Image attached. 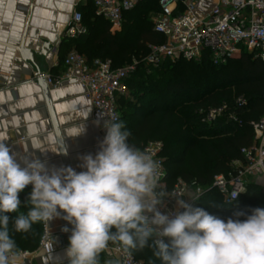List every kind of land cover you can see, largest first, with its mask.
Instances as JSON below:
<instances>
[{"label":"clouds","instance_id":"clouds-1","mask_svg":"<svg viewBox=\"0 0 264 264\" xmlns=\"http://www.w3.org/2000/svg\"><path fill=\"white\" fill-rule=\"evenodd\" d=\"M103 127L100 150L82 158L86 171L80 173L71 168L49 173L38 159L24 158L21 167L0 137V264L20 260L14 233H30L34 224L60 216L58 209L74 225L69 264H123L111 257V247L126 256L150 249L164 264H264V208L252 209L243 220L245 213L236 212L225 221L178 200L182 213L162 214L157 206L175 194L161 187L159 162L129 142L132 133L123 121L105 120ZM83 131L77 126L71 136ZM29 184L27 211H20L19 193Z\"/></svg>","mask_w":264,"mask_h":264},{"label":"trees","instance_id":"trees-1","mask_svg":"<svg viewBox=\"0 0 264 264\" xmlns=\"http://www.w3.org/2000/svg\"><path fill=\"white\" fill-rule=\"evenodd\" d=\"M159 1L142 0L135 9L126 12L122 31L116 35L109 32L111 24L96 15L91 1L87 20L95 18L94 23L90 27L82 14L87 33L76 38L85 45L91 38L99 41L94 44L92 41V47L81 52L87 62L111 58L113 67L121 68L116 61L126 57L129 51L146 54L150 45L164 42L163 36L154 31L152 20L160 11ZM126 85L129 97L118 99L120 121L132 133L129 142L140 150L150 141L163 142L166 190L172 189L179 178L199 186H211L215 176L232 172V162L242 159L241 150L253 144L252 123L264 115V64L247 50L219 65L208 59L165 61L157 67L142 61ZM223 106L228 110L221 117L211 124L204 121L208 111ZM231 114L237 117L236 121ZM205 155L208 165L203 162ZM30 193L29 186L19 193L20 211H27ZM192 207L202 208L225 221L235 219L234 213L242 211L245 216L239 219L243 220L251 215L252 209L264 208V195L260 185L253 182L234 202L225 203L213 189L205 192ZM8 215L15 217V213ZM42 229V223H37L28 234L14 233L19 249L37 248ZM134 255L141 264H164L150 249Z\"/></svg>","mask_w":264,"mask_h":264},{"label":"built area","instance_id":"built-area-1","mask_svg":"<svg viewBox=\"0 0 264 264\" xmlns=\"http://www.w3.org/2000/svg\"><path fill=\"white\" fill-rule=\"evenodd\" d=\"M86 2L87 0H80ZM141 0H94L96 15L109 21L113 27L120 26L124 14L135 9ZM160 11L153 17L154 31L163 36L164 42L149 46L144 62L154 67L165 61L180 59L201 61L208 59L214 64H224L229 59L249 51L264 64V0H160ZM87 33L83 16L76 12L69 22L65 35L70 38ZM66 71L58 76H45L52 89L68 83L80 84L92 107L93 120L104 129L105 120L120 121L119 96L127 91L126 82L136 71L138 63L114 68L109 60H95L89 64L79 53L73 52L65 59ZM241 104L242 100H238ZM227 106L208 111L204 121L208 124L221 117ZM235 121L237 117L231 114ZM254 141L241 150L242 159L232 162L233 171L228 175L214 177L211 190H216L225 203L238 200L251 182L261 187L264 195V115L252 123ZM162 141H150L141 151L150 155L160 165L161 187L167 189V170L163 156ZM191 183L179 178L172 189L166 190L175 196H167L158 210L174 217L184 209L177 203L183 200L193 206L205 193L192 192ZM234 194H238L233 199ZM151 216V214H149ZM165 243L170 238L164 237ZM41 252L49 255L57 248L47 224L43 227L40 241ZM111 257H118L123 264H141L134 253L126 256L116 247L109 250ZM30 251H21V257L31 256Z\"/></svg>","mask_w":264,"mask_h":264},{"label":"crops","instance_id":"crops-1","mask_svg":"<svg viewBox=\"0 0 264 264\" xmlns=\"http://www.w3.org/2000/svg\"><path fill=\"white\" fill-rule=\"evenodd\" d=\"M91 1L94 2L0 0V137L7 139L4 143L16 153L17 163H20L21 167L25 166L23 159L27 158L45 163L49 173L66 169L43 90L35 81L36 71L21 58L18 51L24 33L27 31L25 47L36 54L41 52L44 45H49L47 57L36 58L39 70L45 76L61 75L66 71L65 59L69 54L77 52L83 56L81 52L89 50L92 41L93 44L99 43L97 39L91 38V42L85 45L76 38L65 35L76 12L83 14L86 24L91 27L95 20H87ZM123 22L117 27H113L109 22L110 34L120 33ZM93 29L95 28H91ZM49 89L71 169L77 173L86 171V168L81 167L82 158L89 154L95 157L106 131L101 130L93 120L91 104L80 84L68 83L61 88ZM129 94L127 87V91L122 93L119 99L129 97ZM81 125L84 131L80 135L71 136L77 126ZM32 145H38L44 150L33 148ZM28 186L32 191L33 186ZM58 211L60 216L42 223L43 227L47 224L57 250L46 255L41 252L39 244L30 251L31 256L20 257L18 264H69L66 250L74 225L63 218L66 213L59 209ZM65 228L68 231H64ZM101 255L103 258V254Z\"/></svg>","mask_w":264,"mask_h":264},{"label":"water","instance_id":"water-1","mask_svg":"<svg viewBox=\"0 0 264 264\" xmlns=\"http://www.w3.org/2000/svg\"><path fill=\"white\" fill-rule=\"evenodd\" d=\"M26 33L27 31H25L22 42L18 48V51L21 55V58L29 63L33 69H35L36 73L34 74L35 77V81L39 84V86L42 88L43 90V94L45 96V100L49 109V113L51 116V121H52V125H53V129H54V133L56 135L58 144H59V148H60V152H61V156L63 158V162L65 165V168H71L70 166V162L68 159V154L67 151L65 152V144L62 138V134H61V130L59 128V125L57 123L56 120V115H55V111L53 109V104L51 101V95H50V89L49 86L47 85L46 79H45V74L43 72H41L39 70V67L37 66V62H36V58H42V57H47L48 55V49H49V45H44L43 49L41 50V52L39 53H35L32 50L28 49L25 47V38H26ZM62 141V143H61ZM61 143V145H60Z\"/></svg>","mask_w":264,"mask_h":264},{"label":"rangeland","instance_id":"rangeland-1","mask_svg":"<svg viewBox=\"0 0 264 264\" xmlns=\"http://www.w3.org/2000/svg\"><path fill=\"white\" fill-rule=\"evenodd\" d=\"M143 52L144 51H135V53H134V51L131 50V51L128 52V54L126 55V57L118 58L117 61L116 60L115 61L121 67H125L127 65H130V64H133V63H136V62L139 63V62L144 61L145 58H146V56L148 55V53L145 54ZM104 60H109L112 63H114V59H111V58H106ZM165 160H166V158H165ZM203 162L206 165L209 164V161H208V158H207L206 155L203 157ZM251 183H253V182H251ZM190 185H191L192 192H194V193H197V192L204 193V192H208V191L211 190V186H199L195 182H192Z\"/></svg>","mask_w":264,"mask_h":264}]
</instances>
